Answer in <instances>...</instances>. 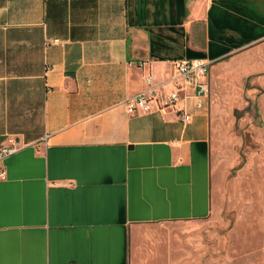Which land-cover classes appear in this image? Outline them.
Wrapping results in <instances>:
<instances>
[{"label":"crops","instance_id":"obj_1","mask_svg":"<svg viewBox=\"0 0 264 264\" xmlns=\"http://www.w3.org/2000/svg\"><path fill=\"white\" fill-rule=\"evenodd\" d=\"M262 42L264 0H0V264H130L133 226L207 216L209 95L125 100Z\"/></svg>","mask_w":264,"mask_h":264},{"label":"rangeland","instance_id":"obj_2","mask_svg":"<svg viewBox=\"0 0 264 264\" xmlns=\"http://www.w3.org/2000/svg\"><path fill=\"white\" fill-rule=\"evenodd\" d=\"M211 211L133 226L130 264H264V42L210 67Z\"/></svg>","mask_w":264,"mask_h":264},{"label":"built area","instance_id":"obj_3","mask_svg":"<svg viewBox=\"0 0 264 264\" xmlns=\"http://www.w3.org/2000/svg\"><path fill=\"white\" fill-rule=\"evenodd\" d=\"M211 64L210 60L204 58L177 60L173 76L175 87L167 92H155L151 87L141 90L125 100L126 111L133 114L150 111L154 106L158 109L171 108L183 122H188L190 114L183 105V101L189 95L187 90L196 97V104L200 106L202 99L210 92L208 76ZM146 81L149 82V77ZM13 151V147L0 145V162Z\"/></svg>","mask_w":264,"mask_h":264}]
</instances>
